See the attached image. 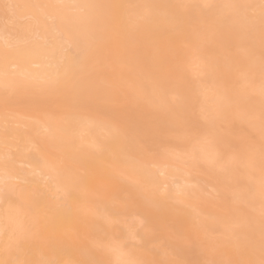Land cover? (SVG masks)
<instances>
[{"label":"bare ground","instance_id":"1","mask_svg":"<svg viewBox=\"0 0 264 264\" xmlns=\"http://www.w3.org/2000/svg\"><path fill=\"white\" fill-rule=\"evenodd\" d=\"M261 4L0 0V264L259 260Z\"/></svg>","mask_w":264,"mask_h":264},{"label":"snow or ice","instance_id":"2","mask_svg":"<svg viewBox=\"0 0 264 264\" xmlns=\"http://www.w3.org/2000/svg\"><path fill=\"white\" fill-rule=\"evenodd\" d=\"M52 7H83V8H89V7H100V6H91V5H84V6H76V5H52ZM262 10H264V0H262L261 4ZM57 79H59V73L57 74ZM261 119L264 120V111H262ZM262 153H264V147H262ZM16 264H19V262H16ZM47 264V262H45ZM128 264H144L142 261L132 260L129 261ZM232 264H264V229H262L261 233V242H260V258L259 260L256 259H241L232 262Z\"/></svg>","mask_w":264,"mask_h":264},{"label":"rangeland","instance_id":"3","mask_svg":"<svg viewBox=\"0 0 264 264\" xmlns=\"http://www.w3.org/2000/svg\"><path fill=\"white\" fill-rule=\"evenodd\" d=\"M8 9H9V8H8V6H7L6 9H5V12H7ZM26 20H27V19H25V21H26ZM1 21H2V18L0 17V23H1ZM2 22H4V21H2ZM1 24H2V23H1ZM1 24H0V25H1ZM115 105H117V104H115ZM115 105H114V106H115ZM111 107L114 108L112 105H111ZM197 176H198V177L200 178V180H201V184H200V185H202V186L205 187V188H208V187H207L208 185H207L206 183H204V181L206 180V176L203 175V174H200V173L197 174ZM207 194H208V193H205L204 196H208Z\"/></svg>","mask_w":264,"mask_h":264}]
</instances>
